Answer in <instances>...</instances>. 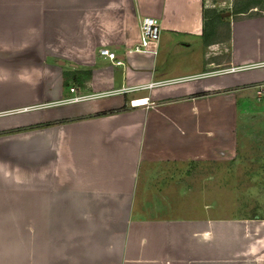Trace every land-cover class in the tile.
<instances>
[{
    "label": "crops",
    "instance_id": "1",
    "mask_svg": "<svg viewBox=\"0 0 264 264\" xmlns=\"http://www.w3.org/2000/svg\"><path fill=\"white\" fill-rule=\"evenodd\" d=\"M214 7L0 0V264H264V205L217 212L188 183L264 107V13ZM143 16L159 38L129 51Z\"/></svg>",
    "mask_w": 264,
    "mask_h": 264
},
{
    "label": "rangeland",
    "instance_id": "2",
    "mask_svg": "<svg viewBox=\"0 0 264 264\" xmlns=\"http://www.w3.org/2000/svg\"><path fill=\"white\" fill-rule=\"evenodd\" d=\"M214 3L212 9L215 11L231 12L244 4H251L255 5V13H264V0H214ZM225 25L221 23L220 31L226 29ZM242 107L247 109L249 120L237 130L239 148L234 163L224 160L219 164H198L187 172L189 185L207 184L204 187L208 192L206 195L215 197L217 212L250 215L260 212L261 205H264V111L260 110L264 107L259 108L251 102ZM183 196L192 199L197 196V202H200L204 193L186 191Z\"/></svg>",
    "mask_w": 264,
    "mask_h": 264
},
{
    "label": "built area",
    "instance_id": "3",
    "mask_svg": "<svg viewBox=\"0 0 264 264\" xmlns=\"http://www.w3.org/2000/svg\"><path fill=\"white\" fill-rule=\"evenodd\" d=\"M202 5L204 8L213 7L214 0H202ZM264 12V11H263ZM160 34V24L159 22L150 16H143L139 21V38L138 42L129 49V51L142 52L147 50L152 43H155ZM99 54L107 58L111 63L119 64V60H116V55L113 52H109L106 48H100L98 50ZM232 70V68H230ZM254 88V99L255 101L264 100V81L257 82L253 85ZM70 92H74V88H69ZM80 97L74 95L72 100H78ZM146 103V98L131 99L129 100V106H141Z\"/></svg>",
    "mask_w": 264,
    "mask_h": 264
},
{
    "label": "trees",
    "instance_id": "4",
    "mask_svg": "<svg viewBox=\"0 0 264 264\" xmlns=\"http://www.w3.org/2000/svg\"><path fill=\"white\" fill-rule=\"evenodd\" d=\"M252 8H255V5H251V4H244L242 7H240L239 9H234L233 13L237 14V13H246L248 11H250Z\"/></svg>",
    "mask_w": 264,
    "mask_h": 264
}]
</instances>
